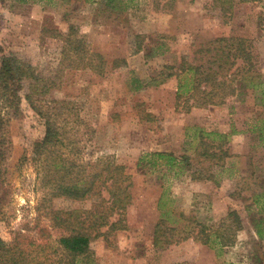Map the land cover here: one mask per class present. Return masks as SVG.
<instances>
[{
	"label": "rangeland",
	"instance_id": "rangeland-1",
	"mask_svg": "<svg viewBox=\"0 0 264 264\" xmlns=\"http://www.w3.org/2000/svg\"><path fill=\"white\" fill-rule=\"evenodd\" d=\"M153 1L0 0V47L36 61L42 75L59 82L52 94L75 101L82 122L74 141L61 148L67 158L83 170L107 159L129 175L130 203L121 222L88 229L96 234L90 246L97 264H264V138L254 130L264 132V0H233L228 11L223 0H167L159 6L167 12H153ZM221 36L253 39L260 75L245 72L238 94L224 104L189 109L191 101L176 99V77L165 74L176 70L183 54ZM68 37L82 39L84 51L70 47L63 55ZM86 52L102 57L101 73L99 58ZM124 60V68L112 71ZM44 130L22 102L9 121L5 160L9 192L0 237L34 250L39 242L54 244L53 212L92 208L91 199L36 189L34 162L20 158ZM204 148L216 155L201 154ZM158 152L178 161L167 165ZM230 210L242 229L221 246L217 236L230 223ZM160 217L166 220L161 239L177 241L165 247L153 242ZM45 252L52 264L69 260L60 250Z\"/></svg>",
	"mask_w": 264,
	"mask_h": 264
},
{
	"label": "trees",
	"instance_id": "trees-1",
	"mask_svg": "<svg viewBox=\"0 0 264 264\" xmlns=\"http://www.w3.org/2000/svg\"><path fill=\"white\" fill-rule=\"evenodd\" d=\"M17 1L25 3L28 0ZM166 1L154 0L152 11H170L159 7L161 2ZM222 2H226L227 8L223 7L225 11L231 10L234 4L233 0ZM82 43L83 40L80 38H65L63 55L70 47L76 53L84 51L80 48ZM254 45L253 39L244 37L214 38L199 44L191 51V54H183L176 70L165 74L164 78L176 77V99L183 98L185 103L191 101L188 105L189 109L224 104L229 97L238 94V82L244 81L242 76L245 72L260 75L259 53ZM86 53L99 58L98 68L101 73L104 68L102 57L97 53ZM238 60H241V66L237 65ZM89 66L94 69L90 62ZM125 66L124 60L120 68L112 67V71ZM167 68L171 69L172 66ZM239 74L241 77H236ZM58 86L56 77H48L38 71L36 61L24 60L18 55L3 51L0 47V220L3 217V208L7 204L9 192L5 178V160L11 149L8 126L10 118L18 113L22 102H25L41 118L45 128L43 137L34 142L31 150L24 152L20 158L21 163L34 162L37 174L36 189L53 197L91 199L92 208L88 213L80 209L53 212L54 227L57 228L54 244L39 242L36 244L37 250L29 249L17 238L5 241L0 237V264H52L53 258L51 254L45 252L46 247H50L53 252L60 250L69 257L68 262L58 261V264H97L93 259L90 246L96 234L90 233L88 229L97 230L103 226L116 227L130 203L129 175L125 172L123 165L107 159H98L95 163L87 165L85 168L87 170H83L75 164L74 159L64 155L61 148L72 143L73 136H78L79 131L75 126L81 123L82 119L79 117L74 100L52 94L53 89ZM216 88L221 91H216ZM254 130L259 132L261 138H264L263 128ZM219 135L222 138L227 137V134ZM207 150L204 148L201 154L212 157L216 155L214 151ZM156 155L166 157L167 165H173L178 161L171 154L158 152ZM181 161L189 164L187 156H183ZM192 174L193 178L199 180L210 178L202 175L196 177L194 173ZM263 196L264 194L261 197ZM255 203L258 204V202ZM227 215L231 221L225 226V232L221 233L222 228L216 231V233L220 231L217 243L221 246L232 244L234 239L231 234L242 229L241 218L236 211L230 210ZM90 221L91 225L87 227ZM165 221L163 217H160L154 229L153 242L156 245L161 244L162 247L177 242L166 236L161 239L164 233L161 226ZM168 229L172 230V227ZM256 234L262 238L259 230H256ZM203 242L209 243L208 238ZM34 251L37 253L42 251L41 256H37L33 253Z\"/></svg>",
	"mask_w": 264,
	"mask_h": 264
},
{
	"label": "crops",
	"instance_id": "crops-1",
	"mask_svg": "<svg viewBox=\"0 0 264 264\" xmlns=\"http://www.w3.org/2000/svg\"><path fill=\"white\" fill-rule=\"evenodd\" d=\"M198 263H200V262H198Z\"/></svg>",
	"mask_w": 264,
	"mask_h": 264
}]
</instances>
